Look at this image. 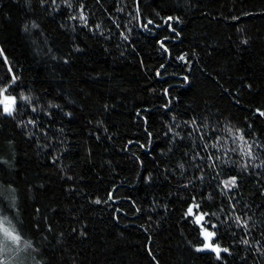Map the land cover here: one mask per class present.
<instances>
[{"label": "trees", "instance_id": "obj_1", "mask_svg": "<svg viewBox=\"0 0 264 264\" xmlns=\"http://www.w3.org/2000/svg\"><path fill=\"white\" fill-rule=\"evenodd\" d=\"M84 2L89 25L100 23V29L82 28L79 19H67L66 9L42 8L39 0H0V76L7 74V56L26 90L73 113L58 114L53 130L62 127L63 132L51 143V134L41 138L39 146L12 121L0 120V157L8 161L0 163V201L18 197L19 215L45 264H156L149 249L160 264H218L213 254L197 253L189 243L200 241L182 219L192 191L182 190L184 180L175 171L183 145L169 154L173 145L163 138V125L173 114L177 124L193 115L213 123L231 120L240 127L254 122L249 136L259 134L264 140V118L253 114L255 107L264 106V0H139L144 22L151 17L163 25L157 12L181 16L182 22L174 23L182 35L168 41L171 57L158 51L156 40L173 34L155 25L150 30L139 27L136 0ZM33 20L39 28H31ZM181 51L196 53L191 64L175 60ZM69 53L65 64L62 57ZM161 63L167 74L156 77ZM182 72L190 83L183 81ZM247 84L253 85L251 90ZM163 88L171 91L170 111L162 107L169 99ZM138 108L147 109V127L154 134L150 143ZM9 139L13 146L5 143ZM128 140L134 143L128 145ZM257 171L264 173L254 169L251 175L242 174L233 195L256 225L253 236L264 241V174ZM210 189L215 182L206 180L205 196ZM109 190L120 199L93 202L96 196L107 200ZM222 202L226 198L217 193L207 204L216 211ZM137 206L143 211L136 213ZM149 215L151 222L146 223ZM36 222L40 231H34ZM47 222L54 231H47ZM81 228L86 236L80 235ZM234 230L240 238V230L223 221L219 242L230 246ZM233 253L225 254L228 264H242L245 255L244 264H264V257L255 250L246 253L243 245L233 246Z\"/></svg>", "mask_w": 264, "mask_h": 264}, {"label": "snow or ice", "instance_id": "obj_2", "mask_svg": "<svg viewBox=\"0 0 264 264\" xmlns=\"http://www.w3.org/2000/svg\"><path fill=\"white\" fill-rule=\"evenodd\" d=\"M39 4L42 8L51 7L55 12L66 9L69 12L67 19L73 21L79 19L82 28L89 27L90 30L91 27L101 28L100 23H96L94 26L89 25V18L86 15L87 6L84 0H79L78 3H75L74 0H39ZM135 9L134 19L139 22V27L150 30V26L155 25L157 29L163 27L173 34L171 37L164 35L156 40V44L159 46L158 51H162V53L171 57L173 53L168 41L177 39L182 35L175 26V23L182 22L181 16L173 14L162 16L157 12L156 15L163 21V25H161L151 17L147 18L146 22L141 19L142 13L139 0H136ZM118 10L123 11L122 8ZM233 19H238V17H233ZM39 27L37 21H31V28ZM116 27L119 28L120 25L117 23ZM24 30H30L27 22L24 24ZM127 31L130 32L131 29L129 28ZM120 36L124 40L129 39L125 31H121ZM74 50L79 51V45H75ZM3 51V48H0V53H3ZM70 55L71 53L62 57L65 64L69 63ZM195 55V52L181 51L175 55V60L182 64H191L190 57ZM57 58L53 55V59ZM4 62L7 64V74L0 76V120L12 121L14 127L19 129L26 137L35 139L38 146L41 143V138L46 139L50 134L51 141L49 143L55 141L56 134L63 132L62 127H56L53 130L56 124V116L62 113L63 116L71 117L73 113L71 111L64 112L59 103H54L51 100L44 101L42 97L31 90H26L20 83L22 77L16 74L12 65L8 62L7 56L4 57ZM165 66V63H161L155 69L156 77L167 74L161 72V69H164ZM181 75L184 82L190 83L189 75L183 74V72ZM246 87L251 90L253 85L247 84ZM161 92L164 97L169 98L162 107L170 111L171 91L169 88H163ZM235 102L239 104L241 100L235 99ZM104 108L107 110L108 105L105 104ZM145 111L147 109L141 110L138 108L136 113L137 116L143 118L146 125L144 132L150 143L154 134L147 127L149 117L144 115ZM253 114L258 118H264V106L255 107ZM176 119V114H173L171 120L164 123L163 127L166 130L163 133V138L173 145L168 149L169 154L174 153L177 148L183 145L180 148L179 159L175 162V171L184 180L181 185L182 190L188 191L191 189L192 191L185 201L186 208L183 211L182 219L189 224L193 231L198 233L200 241L199 243L192 241L189 243L197 253L213 254L218 264H221V262L222 264H228L225 254L229 257L233 256V246L235 245H243L246 253L255 250L259 256L264 257V241L253 236V229L256 225L252 223L251 216L243 213L240 201L233 195L241 187L242 174L251 175L254 169H264V140L259 139V134L249 136V130L253 128L254 122L247 123L245 127H240L233 124L231 120H226L223 124L219 120L214 123L207 119L201 121V118L196 115L187 120H181L179 124L175 123ZM247 119L245 117L246 121ZM101 123L103 122L97 121V124ZM104 131L107 133L108 128L105 127ZM96 138L100 139L99 135ZM108 138L111 139L112 137L109 136ZM5 143L13 146L14 140L9 139ZM133 143V140L127 142L128 145ZM135 143L142 148L147 146L139 140H136ZM43 146L48 147L49 144ZM125 150H127V145H125ZM52 159L55 163L58 157L54 155ZM256 161H259V163H256ZM0 163H8V161L4 157H0ZM140 163L143 165L142 160ZM189 170L192 173L190 176L188 175ZM165 171L167 172L168 169L166 168ZM262 174L264 173L256 172V175ZM67 179L71 180L73 178L69 176ZM151 179L152 176L149 175L147 180L151 181ZM206 180L209 184L215 182V189H210L207 196L202 191ZM197 184L201 185L199 192L196 191ZM9 187L12 188L11 185ZM116 187L115 184L112 185V189H116ZM15 191L16 189L12 188V192ZM217 193L226 198V203L222 202L219 208L213 211L208 206L207 201L214 199ZM106 195L107 200L96 196L93 202L107 204L108 201L120 199L112 190L107 191ZM17 199L18 197L12 196L7 203L0 201V264H29V259H31V264H45L43 258L40 257V249L34 246V240L28 236L26 225L19 215ZM132 204L136 205V201L132 200ZM117 211H122V209ZM142 211L143 209L139 206L135 208L136 213ZM36 212H40L39 207H37ZM151 219L152 217L149 215L146 223L151 222ZM44 220L47 221L48 218L44 217ZM225 220L230 224H234L235 229L241 232L240 238H237L235 230L232 232L230 246H225L219 242L220 225ZM261 226L264 227V221H261ZM41 227V223L36 222L34 231H40ZM141 227H144L147 231L144 225H141ZM47 231H54L51 222H47ZM76 231L77 229H72L73 233ZM80 235L86 236L87 232L81 228ZM261 236H264V232H261ZM149 255L156 261V264H160L150 249ZM246 259L247 255L241 257L242 264Z\"/></svg>", "mask_w": 264, "mask_h": 264}]
</instances>
